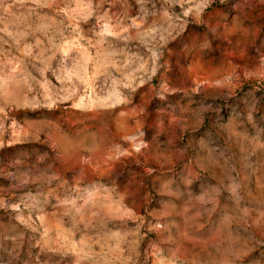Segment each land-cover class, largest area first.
I'll return each instance as SVG.
<instances>
[{"label":"rangeland","instance_id":"1","mask_svg":"<svg viewBox=\"0 0 264 264\" xmlns=\"http://www.w3.org/2000/svg\"><path fill=\"white\" fill-rule=\"evenodd\" d=\"M0 264H264V0H0Z\"/></svg>","mask_w":264,"mask_h":264}]
</instances>
